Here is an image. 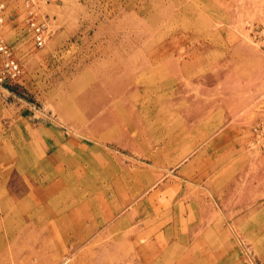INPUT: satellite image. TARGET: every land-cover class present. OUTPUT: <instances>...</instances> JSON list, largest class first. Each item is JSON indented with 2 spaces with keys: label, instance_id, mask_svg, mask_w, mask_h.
Wrapping results in <instances>:
<instances>
[{
  "label": "rangeland",
  "instance_id": "374dc122",
  "mask_svg": "<svg viewBox=\"0 0 264 264\" xmlns=\"http://www.w3.org/2000/svg\"><path fill=\"white\" fill-rule=\"evenodd\" d=\"M0 4V264H264V0Z\"/></svg>",
  "mask_w": 264,
  "mask_h": 264
},
{
  "label": "built area",
  "instance_id": "2783aa9c",
  "mask_svg": "<svg viewBox=\"0 0 264 264\" xmlns=\"http://www.w3.org/2000/svg\"><path fill=\"white\" fill-rule=\"evenodd\" d=\"M5 6L0 4V23L4 22ZM32 33L34 36L35 47L40 49L45 44V34L42 27L32 23ZM0 54L3 57V64L0 69V83L11 84L16 81L21 75L19 63L13 58L11 48L3 43H0Z\"/></svg>",
  "mask_w": 264,
  "mask_h": 264
},
{
  "label": "bare ground",
  "instance_id": "6f19581e",
  "mask_svg": "<svg viewBox=\"0 0 264 264\" xmlns=\"http://www.w3.org/2000/svg\"><path fill=\"white\" fill-rule=\"evenodd\" d=\"M75 264V263H74Z\"/></svg>",
  "mask_w": 264,
  "mask_h": 264
}]
</instances>
